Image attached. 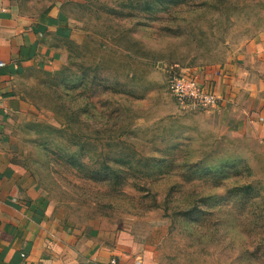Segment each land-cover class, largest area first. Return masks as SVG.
I'll return each mask as SVG.
<instances>
[{"label":"rangeland","instance_id":"1","mask_svg":"<svg viewBox=\"0 0 264 264\" xmlns=\"http://www.w3.org/2000/svg\"><path fill=\"white\" fill-rule=\"evenodd\" d=\"M37 5L65 28L18 71L20 109L0 134L50 219L100 249L133 241L157 264H264V136L228 122L222 95L201 108L168 87L186 69L218 91L263 62L264 0Z\"/></svg>","mask_w":264,"mask_h":264},{"label":"crops","instance_id":"2","mask_svg":"<svg viewBox=\"0 0 264 264\" xmlns=\"http://www.w3.org/2000/svg\"><path fill=\"white\" fill-rule=\"evenodd\" d=\"M43 9L37 0H0V132L20 109L13 93L18 71L43 57L49 33L65 28L59 9ZM244 68L218 78L217 92L225 99L220 113L235 127L253 124L264 136V61ZM2 146L0 134V264H91L112 256L122 264L135 258L157 264L150 249L133 241L100 249L81 231L50 219L41 185L10 162Z\"/></svg>","mask_w":264,"mask_h":264},{"label":"built area","instance_id":"3","mask_svg":"<svg viewBox=\"0 0 264 264\" xmlns=\"http://www.w3.org/2000/svg\"><path fill=\"white\" fill-rule=\"evenodd\" d=\"M173 97L180 102L198 107L214 108L221 103L222 97L215 89L213 81L199 75L194 70H182L175 73L168 85ZM91 264H122L119 258L112 256L107 260L93 261ZM127 264H141L139 258Z\"/></svg>","mask_w":264,"mask_h":264}]
</instances>
